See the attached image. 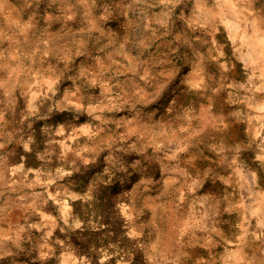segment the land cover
<instances>
[{
    "label": "rangeland",
    "instance_id": "1",
    "mask_svg": "<svg viewBox=\"0 0 264 264\" xmlns=\"http://www.w3.org/2000/svg\"><path fill=\"white\" fill-rule=\"evenodd\" d=\"M0 264H264V0H0Z\"/></svg>",
    "mask_w": 264,
    "mask_h": 264
}]
</instances>
